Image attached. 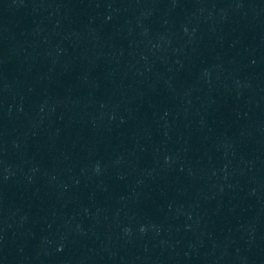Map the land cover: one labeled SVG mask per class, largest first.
I'll return each mask as SVG.
<instances>
[{"label":"water","instance_id":"95a60500","mask_svg":"<svg viewBox=\"0 0 264 264\" xmlns=\"http://www.w3.org/2000/svg\"><path fill=\"white\" fill-rule=\"evenodd\" d=\"M0 264H264V0H0Z\"/></svg>","mask_w":264,"mask_h":264}]
</instances>
